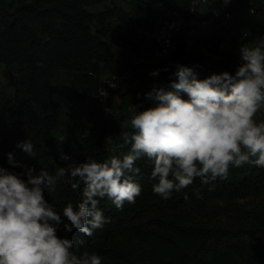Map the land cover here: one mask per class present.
Returning a JSON list of instances; mask_svg holds the SVG:
<instances>
[{
	"label": "trees",
	"instance_id": "1",
	"mask_svg": "<svg viewBox=\"0 0 264 264\" xmlns=\"http://www.w3.org/2000/svg\"><path fill=\"white\" fill-rule=\"evenodd\" d=\"M162 1L182 11L192 3L0 0V63L13 76L12 96L0 103V165L17 172L25 170L7 163L6 154L11 151L22 165L35 167L37 172L46 167L54 173L70 162L61 158L62 153L81 162L89 156L99 161L113 155L122 157L128 151L129 146L119 142L116 135L122 127L125 132L133 131L130 108L115 119L96 120L89 127L76 120L65 121L63 104L54 98V78L61 70L73 72L83 87L75 98L98 90L104 85L103 76L119 74L127 65L120 39L112 34V21L129 17L147 25ZM221 2L214 0L207 13ZM139 5L144 7L142 14L136 10ZM204 17L208 19L207 14ZM185 50L179 42L170 62ZM230 55L219 61L224 71L234 73L239 54ZM208 70L214 71L204 69L197 72L198 76ZM136 77L143 78L138 68L109 89V94L115 91L122 99L138 94L124 90ZM170 82L168 79L164 87ZM152 103L148 100L141 108ZM28 138L35 146V157L17 147ZM136 164L141 168L137 180L142 192L135 203L125 202L117 209L110 200H102L100 207L110 222L94 230L92 236L75 229L68 233L62 225L58 228L57 234L72 239L78 253L96 251L103 257L102 264H264V168H249L248 164L230 168L226 178H217L211 185L197 178L180 193L163 200L152 190V165L147 158ZM239 172L243 176H238ZM45 195L58 209L68 200L80 199L79 191L67 183Z\"/></svg>",
	"mask_w": 264,
	"mask_h": 264
},
{
	"label": "clouds",
	"instance_id": "2",
	"mask_svg": "<svg viewBox=\"0 0 264 264\" xmlns=\"http://www.w3.org/2000/svg\"><path fill=\"white\" fill-rule=\"evenodd\" d=\"M239 61L234 74L225 70L204 78L193 66L177 64L169 87L154 86L145 93L153 102L149 107L131 105L133 131L123 133L129 148L122 157L99 161L89 156L76 162L62 153L70 162L53 173L24 166L8 152L7 163L25 170L0 165V264H102L101 254L78 253L72 239L57 234L58 228L92 236L110 222L102 200L117 209L135 203L142 192L136 162L144 158L152 165V190L163 200L197 178L211 185L226 178L230 168H264V119L256 118L264 110V39L241 45ZM17 147L37 156L29 138ZM61 183L78 190L80 199L58 209L45 193L55 192Z\"/></svg>",
	"mask_w": 264,
	"mask_h": 264
},
{
	"label": "rangeland",
	"instance_id": "3",
	"mask_svg": "<svg viewBox=\"0 0 264 264\" xmlns=\"http://www.w3.org/2000/svg\"><path fill=\"white\" fill-rule=\"evenodd\" d=\"M223 1L226 2L225 0ZM213 2L214 0H208L206 5H200L198 7V17L202 22H204L200 28V42H214L219 44L221 40L225 39V44L223 45L221 52L218 51L217 45H212L210 50L212 53H214V55L224 58L227 56V53H229L231 54L230 56L234 57V51H239V45H247V43L241 44V41L244 38V31L250 32L254 29V27H257V30L261 34H259L257 40L264 39V10H260L258 13L251 14L245 8L238 9L234 19L233 27L219 28L213 23H208L207 17H204L203 15V13L208 10L210 4ZM136 10L140 14L144 13V7L142 5L137 6ZM114 31L116 32L117 30L115 29ZM221 32H226V34H223V36L219 38L218 34ZM117 36L120 39L123 55L129 53L131 50H137L139 48V45L136 43V38L132 37L131 35H124L117 31ZM251 37H254L253 34L246 40H249ZM219 60L220 58H206L198 51L185 50V52L180 57L171 62H154L143 64L138 67L139 73L143 76V78L136 77L132 82L125 84L124 87V90H132L138 92V94L127 95L126 98L122 99L115 91H111L105 104L93 103L75 109L68 108L67 103L71 99H74L77 95L82 94L83 87H79L80 81H76L73 72L61 70L54 78V98L63 104V119L65 121L76 120L89 127L92 126L96 120L105 122L106 120L119 117L120 115L124 114V112H126V108H130L132 104H139L142 107L145 102L149 100L146 98L145 93L150 91L153 86H155V84L164 86V83L168 79H176L173 73L177 64L193 66L196 72L211 68L215 72L219 73L224 71L222 62ZM154 69H160L158 75H150ZM13 73L17 75L15 68H13ZM103 75H105V73ZM12 78L13 76H11L10 71L5 67V65L0 63V103L4 102L5 100H9L12 96ZM71 86L74 87V90L70 92L69 87ZM256 118L258 120L264 119V110L258 112ZM123 133H125L124 127H122L116 135L117 140L121 143H123ZM112 147L113 144L111 145V148ZM253 167H255V165L249 166V168ZM238 176H243V173L239 172Z\"/></svg>",
	"mask_w": 264,
	"mask_h": 264
},
{
	"label": "built area",
	"instance_id": "4",
	"mask_svg": "<svg viewBox=\"0 0 264 264\" xmlns=\"http://www.w3.org/2000/svg\"><path fill=\"white\" fill-rule=\"evenodd\" d=\"M207 3L208 0H192L189 9L182 11L172 8L166 1H162L158 12L150 17L147 25L129 17L117 19L116 23L120 33L129 34L139 41L146 42V45L126 54L127 65L123 71L112 76H103V86L85 97L71 99L67 103V107L75 109L87 104H105L109 89L116 88L122 80L129 78L135 68L147 63L170 62L179 42L184 44L186 50L198 51L206 58L218 56L210 50L213 43L199 41L201 20L198 17V7ZM241 8L247 9L251 14L258 13L260 10H264V0H237L234 9H229L227 4L222 3L218 8L206 13L208 15L207 22L213 23L219 28H231L234 25L236 11ZM251 35L246 31L243 33L245 39ZM253 36L255 37L254 34ZM250 40L247 42L248 44L251 43ZM222 47L223 44L220 43V50ZM212 73L215 72L205 71L198 78H204Z\"/></svg>",
	"mask_w": 264,
	"mask_h": 264
},
{
	"label": "crops",
	"instance_id": "5",
	"mask_svg": "<svg viewBox=\"0 0 264 264\" xmlns=\"http://www.w3.org/2000/svg\"><path fill=\"white\" fill-rule=\"evenodd\" d=\"M226 1V0H225ZM236 2H237V0H230V2L229 3H227V5H228V8L229 9H234V8H236ZM222 3H224L225 4V2L222 0V2H221V4ZM202 6V5H201ZM238 11V10H237ZM236 11V12H237ZM199 12V11H198ZM207 13V11H205L204 13H203V15H205ZM199 15V14H198ZM204 22H202L201 21V24H200V27H199V30L201 31V27H202V24H203ZM117 30L119 33H120V31H119V29H118V27H117V23H116V20L114 19L113 21H112V24H111V31H112V34H114V35H117V31L115 32L114 30ZM245 32V31H244ZM246 32H248V31H246ZM201 33V32H200ZM249 33H252V34H254L255 35V37H253L250 41H251V43L250 44H252V43H255V42H257L258 40H257V38L259 37V34H260V32L257 30V27H254V29L253 30H251ZM223 34H226V32H221V33H219L218 34V36H219V38H221L222 36H223ZM261 35V34H260ZM244 37V36H243ZM227 38H229V37H227ZM231 38V37H230ZM249 40H246L245 38H243V40L241 41V44H244V43H247V42H249ZM227 41H228V39H227ZM236 42H237V40H236ZM136 43L139 45V47L140 46H143V45H146V42H142V41H139V40H137L136 39ZM220 43H222L223 45L225 44V39L224 40H221L220 42H219V44ZM219 44L217 45V49H218V51L219 52H221V50H220V48H219ZM248 44V43H247ZM215 45V43L213 42V46ZM241 45H239V47H240ZM239 53V51L237 50V51H234V54H238ZM214 58H220L219 56H215ZM69 90H70V92L72 91V90H74V87H69Z\"/></svg>",
	"mask_w": 264,
	"mask_h": 264
}]
</instances>
